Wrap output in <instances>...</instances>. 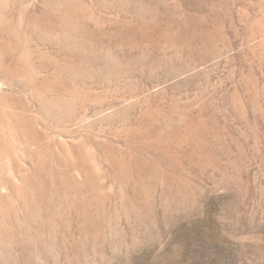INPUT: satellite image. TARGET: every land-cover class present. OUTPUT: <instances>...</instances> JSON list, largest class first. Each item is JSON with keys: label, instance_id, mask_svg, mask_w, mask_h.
Listing matches in <instances>:
<instances>
[{"label": "rangeland", "instance_id": "rangeland-1", "mask_svg": "<svg viewBox=\"0 0 264 264\" xmlns=\"http://www.w3.org/2000/svg\"><path fill=\"white\" fill-rule=\"evenodd\" d=\"M0 264H264V0H0Z\"/></svg>", "mask_w": 264, "mask_h": 264}, {"label": "bare ground", "instance_id": "bare-ground-1", "mask_svg": "<svg viewBox=\"0 0 264 264\" xmlns=\"http://www.w3.org/2000/svg\"><path fill=\"white\" fill-rule=\"evenodd\" d=\"M12 62H13V61H12ZM18 65H19V64H17V63H15L14 65H12V66H14V67H13L14 71L19 70V69H18V68H19ZM11 68H12V67H11ZM16 69H17V70H16ZM19 72H20V71H19Z\"/></svg>", "mask_w": 264, "mask_h": 264}]
</instances>
